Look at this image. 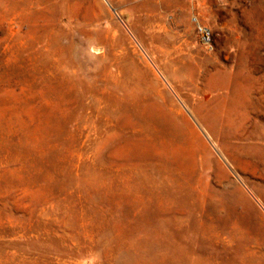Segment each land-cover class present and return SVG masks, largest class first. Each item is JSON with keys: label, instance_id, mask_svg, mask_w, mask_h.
Listing matches in <instances>:
<instances>
[{"label": "rangeland", "instance_id": "obj_1", "mask_svg": "<svg viewBox=\"0 0 264 264\" xmlns=\"http://www.w3.org/2000/svg\"><path fill=\"white\" fill-rule=\"evenodd\" d=\"M0 264H264V0H0Z\"/></svg>", "mask_w": 264, "mask_h": 264}, {"label": "built area", "instance_id": "obj_2", "mask_svg": "<svg viewBox=\"0 0 264 264\" xmlns=\"http://www.w3.org/2000/svg\"><path fill=\"white\" fill-rule=\"evenodd\" d=\"M200 30V33L202 35V39L205 40V41H209V33L207 32L206 29H199Z\"/></svg>", "mask_w": 264, "mask_h": 264}]
</instances>
